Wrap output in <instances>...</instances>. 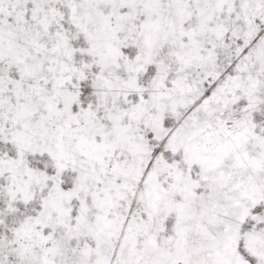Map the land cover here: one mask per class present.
<instances>
[{
    "label": "snow or ice",
    "instance_id": "snow-or-ice-1",
    "mask_svg": "<svg viewBox=\"0 0 264 264\" xmlns=\"http://www.w3.org/2000/svg\"><path fill=\"white\" fill-rule=\"evenodd\" d=\"M0 264H264V0H0Z\"/></svg>",
    "mask_w": 264,
    "mask_h": 264
}]
</instances>
